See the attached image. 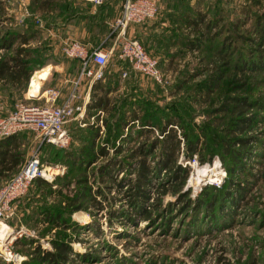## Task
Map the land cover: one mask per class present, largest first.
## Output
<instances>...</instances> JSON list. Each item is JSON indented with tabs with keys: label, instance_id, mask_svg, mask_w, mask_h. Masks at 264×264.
I'll return each instance as SVG.
<instances>
[{
	"label": "trees",
	"instance_id": "trees-1",
	"mask_svg": "<svg viewBox=\"0 0 264 264\" xmlns=\"http://www.w3.org/2000/svg\"><path fill=\"white\" fill-rule=\"evenodd\" d=\"M78 1L29 0L27 9L30 14L22 17L21 24L0 27V47L11 49L0 56V82L15 85L23 80L27 83L32 70L37 69L34 66H41L43 48L29 42L40 29L33 22L34 13H39L45 27L56 28L73 18H84L87 26L91 27L93 24L99 30L104 29L105 24L100 15L96 14L103 6V1L93 4V12H88L92 2L87 1L81 6ZM4 10V0H0V22L10 18L4 15ZM204 13L196 12L189 18L180 16L187 28L182 34L171 33L181 28L177 15L178 23L173 26L169 23L165 25L167 28L162 31L168 29L167 34L164 36L165 32H162V35L167 44L180 43L185 50L201 51V66L195 69L196 72L182 77L176 83L175 90L182 87L193 75L205 72L197 83V93L208 103L206 108L210 116L198 123L193 120L188 122L184 118L188 114L187 108L181 104L177 103L175 108L169 104L159 107L147 98L132 97L131 82L128 92L118 98L112 97L109 93L118 86V74L115 71L108 73L104 80L91 82L89 99L85 103L84 125L76 120L69 125L71 143L67 147H57L49 142H40L38 146L42 152L39 157L37 152L38 160L45 164H62L64 171L56 174L51 181L34 176L27 191L11 200L16 203L13 217L35 231L34 235L21 234L12 239L11 248L24 255L23 259L14 264H82L86 261L90 255L73 251L70 245L77 238L75 232L79 227L71 218V213L82 209L93 215L103 209L105 206L102 200L107 198L105 188L112 183L121 190L128 207H109L106 210L108 221L110 217L113 220L128 221L136 216L151 218L152 212L146 203L150 189L154 185L162 189L168 184L179 190L184 182L187 166L176 162L177 153L185 159L197 154L200 161L210 160L216 154L226 170V177L217 188L206 185L195 198H190L188 191L178 192L173 209L178 207L179 212L184 214L185 230L190 231V227L196 230L205 221L204 230L209 226L233 224L232 208L236 205L237 197L232 195V191H237L241 197L245 189L238 182L231 188L233 183L230 184V180L236 172L250 174L251 170L245 165L246 159L252 153L250 142L254 139L261 142L256 135L246 131L261 117L259 110H264V93H251L245 73L264 70V7L252 16L253 35L238 30L242 19H246L243 16H237L238 21L227 25V21L218 23L222 17L220 9L209 19L205 18ZM237 17L235 18L238 19ZM113 35L114 30L109 28L101 44L106 43ZM214 38L219 39L210 49V42ZM99 39L96 37V42ZM70 59L76 60L79 68V60ZM119 65L120 69L124 66L120 61ZM134 71L138 72L135 69ZM105 74L107 73L103 71V77ZM178 106L183 111L177 110ZM250 107H257L259 110L247 112ZM97 110L104 112L100 119L105 135L101 138L98 132L100 127L96 122ZM93 114L95 121L89 122L88 117ZM135 120L146 125L145 129L138 128L136 133L131 131L132 121ZM124 127H129L125 136L122 135ZM154 127L157 135L138 141L129 146L125 155L118 156L124 149L122 141H129L133 133L149 135ZM24 133L25 131L0 136V182L9 179L24 159L17 142L25 136ZM97 158L102 160L91 166ZM160 170L164 172L162 176H159ZM118 172H121L119 177ZM150 205L155 206V212L159 214L170 207L161 205L158 200ZM262 216L263 213L261 218ZM45 234L49 235L44 239L48 246H42L40 242ZM0 264L10 262L0 258Z\"/></svg>",
	"mask_w": 264,
	"mask_h": 264
},
{
	"label": "rangeland",
	"instance_id": "rangeland-1",
	"mask_svg": "<svg viewBox=\"0 0 264 264\" xmlns=\"http://www.w3.org/2000/svg\"><path fill=\"white\" fill-rule=\"evenodd\" d=\"M28 1L29 0H4V15L10 18L8 21L2 20L0 22V27H13L21 24L22 17L29 16L30 14L27 9ZM156 2L157 4L159 3L158 8H160V10L164 9L165 6L163 3H160L159 0H156ZM200 3L201 8L205 12L206 19L211 18L213 16L212 14L217 11V9H220L222 17L220 18L221 20L219 19L220 22L218 23L227 21L226 24L229 25L235 22V20H239L237 16H243L242 18L246 19H242L241 23L238 25V30L240 32L250 33L251 35L254 34V30L251 27L252 16L253 14L259 13L264 7V0H258L257 2H253V0H201ZM185 8V6L176 7V9L180 10L179 12L177 10V13L174 11H167L169 14V24L171 26L178 23L177 15H179L178 18L180 19L179 21H181L180 30H174L171 33L177 32L182 34L186 32L187 28L184 27L180 16L189 18L192 15L191 13L194 12H191L189 9L190 7H187L186 9L191 13H186ZM221 13H219V15ZM36 18H39L41 23L43 22L39 13L36 12L32 15L34 24H37ZM39 28L41 29V27ZM225 28L228 30V26ZM40 29L29 42L32 45L43 48L41 52L43 58L41 66H34L37 67V69L35 68L32 70L27 83L23 80L15 85L0 82V118L14 110L16 104L19 102L40 105L49 103V101H46L44 96L41 95L46 85L45 83L40 86L42 79L47 75H49L50 78L53 76L56 77V73H58L57 68H59V66L67 72L71 71L73 68V63L71 61L75 62L76 60L70 59V57L65 56L62 52L61 47L65 39L63 32L59 30L57 34H50L45 29ZM167 30H154L149 31L147 34L140 32L136 33L134 36H129L136 38L143 45L145 50L157 59V65L163 82H158L159 84H157V81L150 76L134 71L130 63L125 62L117 56L114 46L111 47L107 45L108 42L105 44L107 60L103 66V71L107 74L104 75L102 80L108 77V73L110 74L115 71L118 74V86L109 93L110 96L115 98L122 96L126 91H129L128 86L131 85V82L133 83L131 88L133 90L132 97L147 98L159 107H164V105L168 106L169 104V106L175 108V106L181 104L183 107L187 108L189 114V116L187 114V116L184 117L186 121L189 122L193 120L195 121L194 123L201 122L210 116L206 108L208 103L202 100L200 93H197V83L203 78L205 72L193 75V77L187 79V81L183 83L182 87L175 90L176 83L179 82L182 77L194 73L195 69L201 66V51L198 52L196 49L185 50L180 43L179 45L165 43L163 35L166 36ZM162 32L165 33L162 35ZM219 38H214V41L210 42V49L212 44H214L212 47L216 45L215 42ZM10 51L11 49L0 47V56ZM119 61L124 64L122 69L119 68ZM122 71L126 73L122 75ZM245 75L247 76L246 79L249 81L252 94L257 95L258 93H264V70H260L256 73H245ZM170 108L171 107H169V109ZM176 109L183 111V108H179V106ZM253 109L257 110L258 108L250 107L247 109V112ZM259 113L261 117L253 122L246 131V133L256 135L257 138L261 140L260 143L257 141L258 139H254L250 142V151L252 153L246 159L245 165L251 172L250 174L236 172L232 175V180H230V184L231 182L233 183L232 186L230 185L231 188H234L238 182L245 189L241 197L238 196L237 191H232V195H236L237 197L236 205L232 208L234 210L233 224L209 226L208 229L204 230L205 221L196 230H193L194 227H190V231L185 230V220H183L184 214L179 212L178 207L175 210L173 209L176 204L178 192L188 191V196L190 198H195L202 187L206 185H213L217 188L222 185L226 177V170L216 154L212 155L210 160L200 161L197 154H193L192 157L185 159L181 154L177 153L176 162L180 163L182 166H187L186 177L179 190L172 188L168 184L162 189L155 185L150 189L149 198L146 203L152 212L151 218L143 219L142 217L138 218V216H136L131 219V221H128V219L113 220V218L110 217L108 221L106 210L109 207H119L123 209L128 207L121 190L113 183L110 187L105 188L107 198L106 200H102L105 206L103 209L96 211L93 215H89L82 209L72 211L71 218L79 225L75 232L77 238L70 242L72 250L86 252L90 255L82 264H227V262L232 264H264V110H259ZM95 114H98L96 122L100 127L98 132L101 138L105 135L104 126L100 119L104 112L102 110H97ZM95 114L88 117L89 122L95 121ZM84 119L85 111L79 121L77 119L68 120L64 125L68 136V142L62 146H55L67 147L72 141L69 131L70 123L76 120L83 126L85 123L83 121ZM132 122L130 130L135 133L138 128L145 129L146 127V125L140 124L138 120ZM129 127L127 129L124 127V133H122V135L125 136L127 134ZM152 130L153 131H151L149 135H136L133 133L129 141H122L124 149L122 152L118 153V156L122 157L125 155L129 150V146L135 145L138 141L150 139L154 135H157L155 127L152 128ZM21 131H25V136L19 140L17 139V142L18 148L22 150L24 154L23 163L27 156L33 152L36 154L38 152L39 157L41 148L38 149L40 136L35 130L24 128L12 133H22ZM0 136L5 135L0 134ZM101 160L102 158H97L91 166H94ZM39 162L45 169L51 171L55 170L50 173L49 177L41 176L48 181H51L56 174H61L64 171V166L62 164H45L40 160ZM204 168L209 170L208 173L213 172V175L216 174L218 176L215 183H210L205 179L197 183L196 179L198 174ZM212 169L215 170L211 171ZM162 173H164L163 170H160L159 176H162ZM120 175L121 172H118L117 176L119 177ZM132 175L133 174H130V176ZM203 177L202 175V178ZM101 186H103L102 183ZM155 200H158L163 206L170 207L159 214L157 211L155 212V206L152 207L150 205V203H154ZM9 208L8 215L2 220L7 224L9 234L15 235V237L21 234L34 235L35 231L31 227L25 226L13 217L15 214L14 211L16 210V203L14 201L9 203ZM170 210H172L171 213L166 216L167 212H170ZM261 212L263 213L262 218ZM47 236L49 235L45 234L44 237L40 238L42 246H48V243L44 240ZM18 254L21 255V259L24 258V255Z\"/></svg>",
	"mask_w": 264,
	"mask_h": 264
},
{
	"label": "built area",
	"instance_id": "built-area-1",
	"mask_svg": "<svg viewBox=\"0 0 264 264\" xmlns=\"http://www.w3.org/2000/svg\"><path fill=\"white\" fill-rule=\"evenodd\" d=\"M93 4L101 3L102 0H87ZM159 12L156 0H122L120 12L112 22L114 30L117 56L127 60L131 67L139 73L150 76L157 82H163L157 59L150 55L143 45L133 37L125 34V28L130 23H141L154 18ZM37 26L42 23L36 18ZM62 52L65 56L79 60V68L72 80V86L59 103H55L58 91L53 87L43 89L47 104H30L19 102L14 110L0 118V134L8 135L17 130L31 128L40 136V142H49L54 145H65L68 136L64 127L70 119L82 118L85 104L78 102L79 84L84 79L87 87L91 82L103 78V66L107 60V51L101 46L89 47L77 39H68L63 42ZM126 72L122 71V75ZM193 159V158H192ZM43 167L39 163L35 152L31 153L20 164L17 171L0 186V221L8 215L9 203L15 197L23 194L30 180L41 174ZM214 180L210 183H215ZM19 234V233H18ZM15 235L6 236L0 245V258L6 262L18 263L21 259L16 251L11 248V242Z\"/></svg>",
	"mask_w": 264,
	"mask_h": 264
},
{
	"label": "crops",
	"instance_id": "crops-1",
	"mask_svg": "<svg viewBox=\"0 0 264 264\" xmlns=\"http://www.w3.org/2000/svg\"><path fill=\"white\" fill-rule=\"evenodd\" d=\"M103 6L99 11L96 12L97 16L100 15L101 20L104 25L103 30H99L98 28H95V26L92 24L91 27L86 25V19H76L73 18L69 22L65 24H60L56 28L52 27H45L44 22H42V29H45L48 31L50 34H57L59 30L63 32L64 35V41H66L68 38L69 39H77L83 43H85L87 46L92 47V46H101L105 48V44H101L103 39H105L106 35L108 34V30L112 29L111 25L113 22V19L117 15V13L120 12V4L122 0H102ZM160 3L164 4V9L160 10L158 14L151 19L145 20L144 22L137 23V24H128L127 27L125 28V34L127 36H134L136 33H143L147 34L149 31H154V30H159L162 31L166 29L165 25L169 23V14L167 11H174L176 12L178 9L176 7L179 6H185L190 7V11L194 12L191 13L189 10L185 8L186 13H191V17L195 15L196 12H202L204 11L201 8V0H159ZM78 3L81 6H84L87 3V0H79ZM159 5V3H158ZM95 10V6L90 4V7L88 9V12H93ZM180 10H178L179 12ZM177 13V12H176ZM184 18H187L184 16ZM43 21V20H42ZM175 25V24H174ZM61 28V29H60ZM115 33V31H114ZM100 38L98 42H96L95 38ZM107 45L111 47H115V37L114 35L108 39ZM113 44V45H112ZM116 48V47H115ZM73 63V68L71 71H65V69H62L61 66L57 68L58 73H56V77H49L47 75L44 79H42L41 84H45L46 87H53L58 91V95L56 97L55 103H59L63 97L67 94V92L70 90L72 86V80L77 74L78 68L77 64L74 61H71ZM79 88V98L78 102H83L85 104L86 100L88 99V90L89 87L86 86V81H81V83L78 86ZM40 91V87H39ZM0 182V186L2 183Z\"/></svg>",
	"mask_w": 264,
	"mask_h": 264
},
{
	"label": "bare ground",
	"instance_id": "bare-ground-1",
	"mask_svg": "<svg viewBox=\"0 0 264 264\" xmlns=\"http://www.w3.org/2000/svg\"><path fill=\"white\" fill-rule=\"evenodd\" d=\"M51 169V168H50ZM213 170H215V169H212L211 171H213ZM55 171V170H54ZM53 170L51 171V170H47V169H45V167H43L42 169H41V174L44 176V177H49L50 176V173H52V172H54ZM208 169L207 168H204V169H202L200 172H199V174H198V177H197V179H196V181H197V183L200 181V180H202V179H205L206 181H210V182H213L214 180H217V178H218V176L215 174V175H213L212 173H208ZM210 171V172H211ZM202 175L204 176L203 178H202ZM213 176H217V177H213ZM82 218V217H81ZM8 235H10L9 234V228H8V226H7V224H5L3 221H0V245H2V241H3V239L6 237V236H8Z\"/></svg>",
	"mask_w": 264,
	"mask_h": 264
}]
</instances>
